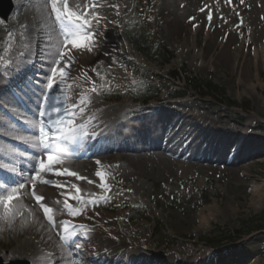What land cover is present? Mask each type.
Here are the masks:
<instances>
[{
  "label": "bare ground",
  "instance_id": "obj_1",
  "mask_svg": "<svg viewBox=\"0 0 264 264\" xmlns=\"http://www.w3.org/2000/svg\"><path fill=\"white\" fill-rule=\"evenodd\" d=\"M24 1L15 0V3L23 4ZM120 1L122 0H87V2L96 5L93 8L98 12L92 22L95 25L87 29V31L95 33L91 51L82 47H74L71 43L61 47L65 43L63 37L68 28L62 30L61 22L55 19V13L51 12L50 6L41 7V0L33 1L32 5L36 6V11L31 12L32 7L29 5L26 15L21 13V22L14 25L12 31L10 30L12 42L7 56L15 61L16 67L15 73L10 69L6 74L0 71V103H2L0 108V138L2 139H0L2 142L0 195L13 191L12 188L17 185L30 182L33 192L44 197L41 203L51 205L54 210V218L62 217L55 220L54 226V229L60 227L62 236L59 235L60 238L57 239L50 232L52 230H45V223L48 226L49 223L46 221L43 208H38L40 203L32 194L24 192L22 196L10 202L9 206L18 208L20 212L11 227L7 221L0 220L1 232L4 229L13 230L14 228L17 237H20L21 233L25 236L23 239L15 241L13 248L8 253L0 252L3 260L28 258L30 264H176L177 261H180L179 264H216L224 262L236 254V252L229 251L224 256H220L214 248L199 243L197 246L187 249L186 252L179 247L175 248L169 257L162 259L157 252L153 254L141 252L147 243V239L144 240L146 235L140 240L136 237L138 232L135 236L130 233V228L123 222L125 217L128 218V215L122 212L111 214L102 210H89L80 218L73 219L69 209L63 205L64 202L75 203V210L77 204L83 205V202L93 204L98 196L103 200L113 196L115 191L112 186L116 177L111 179V173H116L115 168L119 161L131 165L126 167V171L129 174H135L138 181L145 175L147 166L158 164L161 165V169L172 170L174 166L185 165L183 161L162 155L161 147L148 146V140L158 138L156 130L163 129L164 138L170 143L181 144L183 147L187 142L183 148L185 154L190 153V159H194L200 168L212 171L220 170L218 164L223 160V149L231 144L226 137L227 134L224 137L220 135L221 131L217 126L220 119L198 107H192L189 99L147 105L137 111L142 116L130 120L127 128H118L125 118L123 113L126 111L128 99L118 103L109 101L100 92V84L95 79L93 65L100 63L107 54L110 61L116 63L115 61L119 60L123 63L119 54L121 48L119 44L117 45L118 41L113 42L114 31L111 28L116 29V27L110 22L118 15L112 14V18L108 13L111 4L117 7ZM250 2L255 7L254 17L264 27V0H250ZM61 5L62 0H58L57 6ZM128 6L129 4L126 3V7ZM170 8L172 7L170 6L166 10L169 11ZM157 11L161 10L157 9ZM64 23L69 24L68 21H64ZM176 28L178 36L181 38L180 46H183L185 51L188 50L190 62L193 63L196 58L201 60L205 51L203 47L198 46L199 26L187 30V25L183 29L175 25L174 29ZM214 31L210 29V40L217 42V37L211 35L214 34ZM208 36L206 34L203 40H207ZM105 38H112V40L107 44L104 42ZM84 43L87 44L88 41H84ZM218 44L221 45L223 42ZM24 45H28V47L25 48ZM257 46L254 64L261 57L264 65V45ZM18 48L27 55L25 59L17 57ZM80 49H83L81 54L79 53ZM94 50H98L99 57L94 55ZM61 51L65 53L63 59H60L58 55ZM237 57L238 55L236 59ZM208 58L209 61L205 60L204 66L216 64L222 67L228 61L229 51L223 52L217 58L211 55ZM58 59H60V64L56 65L55 61ZM4 62L2 63L4 64ZM61 67L67 73L64 78L59 76ZM120 67L119 64L115 67L118 73H121ZM53 69H56L53 88L45 89L43 92L46 76H51ZM9 74L13 75L11 81L7 80ZM255 77H260L258 72L255 73ZM117 81L121 82L122 79L118 78ZM63 82H65V87L60 88ZM250 85L251 89L257 90L258 85L255 82ZM43 94L46 95V98L42 97ZM53 104L61 108L59 119L63 120L66 125L68 121L74 122L72 125H68V127L75 128L74 133H68L67 127L64 131L68 136L75 135L76 143H70L67 138L59 140L52 138V124L58 118L57 114L41 115V113L46 112ZM160 105H162L161 108H158ZM172 106L174 107L170 108ZM1 111L6 113L9 118ZM10 117L18 119V123L15 124ZM82 117L86 118L85 123L81 122ZM259 118L257 114L247 117L246 123L241 129V136H236L238 143L249 139L251 136L249 132ZM222 124L224 125V123ZM41 128L45 133H48L49 147L56 155L67 154L74 159L61 157L62 162L54 164L53 171L41 172L39 178L36 176L33 178V173H30L31 167L35 168L34 164L39 163L40 159L47 162L46 151L42 146L36 147L34 143H25L19 137H31L35 141L41 135ZM220 129H223V126ZM192 130L189 137L188 133ZM195 132L196 137L193 139L192 136ZM263 142L264 138L260 139L259 143ZM63 145L68 147L66 151L63 149L61 151L60 147ZM232 152L233 150L224 163H227L225 170L233 174L232 167L238 166L240 162L239 157L231 158ZM198 153L199 156H197ZM38 165L37 167H39ZM250 167L248 165L247 168L242 169L243 174H246ZM67 172H75L78 175H68ZM97 172L103 175L97 176ZM56 173L65 174L58 175ZM124 173L125 171H123ZM47 174H50L49 179L45 178ZM42 180L50 181V183H42ZM33 183L35 188H33ZM77 187L80 189L79 193L76 192ZM251 193L250 206L260 207L264 199L263 184L254 186ZM77 195L82 200L73 199ZM203 212V210L200 211V214ZM211 219V215L207 218L201 217L207 229L211 226ZM65 225L68 229L67 232ZM134 230L140 232L137 228ZM43 231H45L44 236H42ZM30 233H34V235L31 236ZM69 233H74V235H71L65 242L62 237L69 236ZM38 235H41L47 244L43 243V239L41 243V237ZM114 236L123 238L120 247L114 246L115 241L112 240ZM240 264H259V260L250 263L248 258Z\"/></svg>",
  "mask_w": 264,
  "mask_h": 264
},
{
  "label": "rangeland",
  "instance_id": "obj_2",
  "mask_svg": "<svg viewBox=\"0 0 264 264\" xmlns=\"http://www.w3.org/2000/svg\"><path fill=\"white\" fill-rule=\"evenodd\" d=\"M33 1L35 0H25L23 4H18L8 21L0 19V61L5 59L12 42V37L5 31L7 25L12 28L19 24L22 20L21 13L26 15L29 5L32 7L31 12L36 11V6L32 5ZM143 2L144 8L140 10L135 9V0H122L117 8L111 5L109 17H112V14L118 15L116 18L112 17L110 21L111 23L113 21L116 27L112 29L114 31L113 42L116 40L120 45L125 46V50L124 47H120L119 51L124 65L116 61L117 64H121V73L115 70L117 64L108 59H103L99 64L93 65L95 79L100 84V92L113 102L128 98L126 106L129 112L136 117L139 115L137 111L146 106L134 102L135 99L141 98L144 85L150 84L163 88L160 98L150 101L147 105L179 101L182 98H172L173 94L184 91L183 98L191 100L192 107H198L224 123L225 126L220 122L217 126L221 131L220 135L224 137L227 134L226 137L231 144L223 149L224 157L218 164L220 170L212 171L196 165L194 159H190V153L185 154L184 146L182 147L181 144L168 142L164 138L163 129L156 130L158 138L148 140V146L161 147L162 155L183 161L185 165L174 166L172 170L161 169V165L158 164L147 166L145 175L138 181L135 174L127 173L126 167L129 164L119 161L114 182L115 195L108 200H103L98 196L96 202L91 205L87 202L77 205L81 210L80 214L72 215V217L73 219L80 218L89 210H102L111 214L122 212L129 215V219L125 217L123 222L130 228V233L135 236L138 232L136 237L140 239L146 235L148 240L143 251L150 254L157 252L161 257L169 255L175 248L179 247L186 252L187 249L193 247L192 244H205L208 241V245L217 249L221 256L229 251L236 252L231 258L217 264H240L248 258L250 263L259 259V264H264V230L254 232L249 239L246 237L241 241H231V232L236 229L246 230L264 225V200L261 208L250 206L252 187L264 182V142L259 143L260 139L264 138V65L261 57L254 64L255 49L259 43L264 44V27L254 17L255 7L250 0H143ZM126 3L129 4L128 7ZM68 5L70 10L85 14V18L91 22L92 27L95 25L92 22L98 12L93 9L92 3L87 0H68ZM169 5L172 8L168 11L166 8L170 7ZM197 24L200 27L198 46L203 47L205 52L201 60L196 58L191 63L188 53H184L183 46H180L181 38L174 26L183 29L187 25L188 30ZM210 29L215 30L211 35L217 37V42L210 40ZM206 34L209 35L208 39L203 40ZM158 40H160V45L164 44L166 49L174 51L175 58L172 62L183 72L181 79L175 80L170 77L171 67L164 63L162 49L159 54L150 49ZM219 42L223 44L219 45ZM140 48L147 50L148 55L154 57L147 56L139 50ZM18 51L21 49L18 48L16 51L19 56ZM177 51L181 54L179 57ZM227 51H229V58L225 66L219 67L216 64L204 66L205 60L209 61L208 56L217 58ZM82 52L83 49H80L79 53ZM94 55L100 56L98 50H94ZM4 61L9 65L15 63L12 59ZM130 64L135 66L136 70L131 69ZM257 72L260 74L259 78L255 77ZM140 73H146L147 79L139 75ZM48 76L44 81L43 92L45 89L48 90L49 79L50 81L53 79V75ZM118 78L122 81L118 82ZM188 78L217 85L221 92L226 93V96L220 92L215 94L214 97L219 101L222 99L221 102L230 99L242 103L248 99L251 112L246 114L239 107H228L213 98H201L195 90L194 83L192 87L188 86ZM254 82L258 85L257 91L251 89L250 84ZM125 86L127 89L124 88ZM62 87H65V82L60 86ZM45 96L43 94L42 97ZM132 114L126 113L125 116L130 118ZM253 114L259 115L260 118L254 123L249 139L242 144L240 163L232 167L234 169L232 174L225 170L227 163L224 162L234 145V136L241 131L247 117ZM81 121L85 123L86 118L82 117ZM222 126L223 129H220ZM1 143L0 141V149H2ZM25 151L28 152V150ZM64 158L74 159L66 156ZM248 165L251 167L247 169L246 174H243L242 169L247 168ZM33 168L34 166L31 167V174L34 171ZM123 171H125L124 174ZM45 178L49 179L50 174L45 175ZM205 188L208 189L207 202L201 194ZM12 189L15 190L17 198L24 192L32 194L28 181ZM40 204L38 208H42ZM129 205L133 206L131 211L129 208V210L125 209ZM202 210L204 213L200 214ZM210 215L212 216L211 226L207 229L201 217ZM159 223L157 236L153 235L154 227ZM45 224V230H52L50 232L57 239L60 238V230L52 228L50 224V227L47 223ZM136 228L140 232L134 230ZM1 231L0 227L1 253L8 252L13 248L15 241L25 237L22 233L20 237H17L16 232L12 230L5 237ZM30 234L34 235V233ZM44 235L45 231L42 236ZM38 236L41 237V243L44 241L43 243L47 244L41 235ZM219 241L224 246L220 247L222 244H218ZM16 259L26 260V258ZM3 262L8 264L10 261Z\"/></svg>",
  "mask_w": 264,
  "mask_h": 264
},
{
  "label": "snow or ice",
  "instance_id": "obj_3",
  "mask_svg": "<svg viewBox=\"0 0 264 264\" xmlns=\"http://www.w3.org/2000/svg\"><path fill=\"white\" fill-rule=\"evenodd\" d=\"M58 0H41V7L47 8L50 6L51 12L55 13V19L58 22H61V28L64 30L65 28H68V31L65 32V43L61 45V47L66 46L67 44L71 43L74 47H82L86 48L87 50L91 51V46L93 43V37L95 36V33L87 31V29L91 28V22L85 18V14H78L76 11H72L69 9L68 0H62V6H57ZM95 7L96 5H92ZM64 21H68L69 24H65ZM70 25V28H69ZM9 36L11 37L12 34L9 33ZM84 41H88L87 44L84 43ZM25 48L28 47V45H24ZM23 56V53L20 54ZM60 59H63L65 56L64 52L58 53ZM60 59L55 61L56 65L60 64ZM10 63V62H9ZM53 77L56 75V69H53L52 73ZM67 75V73L64 71V68H59V76L61 78H64ZM55 81L50 82L47 85L48 89L53 88V84ZM95 91V89H93ZM59 103V102H57ZM64 111H67V109H64ZM61 112V108L56 106V104L51 105L46 112L41 113V115H51L52 113L57 114V119L52 124V138L54 139H69L70 143H76L77 137L75 135L68 136L67 133H65L64 129L67 127L68 133H74L75 128L74 127H68V125H72L74 122L68 121L67 125L65 122L61 119H59V113ZM19 139H22L25 143H34V146L36 147H43L47 154V162H45L44 159L39 160V169L36 174V178L40 177L41 172H51L53 171L54 164L61 163L62 158L54 153L49 147V135L48 133H45L43 128H41V135L39 138H36L35 141H33V138L31 137H19ZM58 175L65 174V173H56ZM68 175L77 176L78 174L75 172H67ZM103 174L100 172H97V176H102ZM79 179H85L84 177H78ZM42 183H50V181L42 180ZM91 183V181H89ZM33 188H35V184L33 183ZM76 192L79 193L80 189L77 187ZM35 196V199L37 202H41L44 200V197L41 195H36L35 192L32 193ZM17 195L15 190L8 192L6 195H0V220L7 221L9 227L14 223L15 218L18 214H20L18 208L10 207V202L13 199H16ZM73 199L76 200H82L80 196H74ZM40 207L43 208L44 214L47 216L49 222L55 226L54 217H53V209L51 207H47L44 204H40ZM65 207L69 209L71 214L73 216L80 214V209L73 210L70 205L65 202ZM67 226L65 225V231L67 232ZM71 235H74V233H69V236L62 237V239L67 242L69 237Z\"/></svg>",
  "mask_w": 264,
  "mask_h": 264
},
{
  "label": "trees",
  "instance_id": "obj_4",
  "mask_svg": "<svg viewBox=\"0 0 264 264\" xmlns=\"http://www.w3.org/2000/svg\"><path fill=\"white\" fill-rule=\"evenodd\" d=\"M160 49H162L161 52H162V55L164 56L165 59L170 57V56H167L166 54H169V55L172 56L171 52H169L164 46H162V45H160V44L157 43V44H156L155 51H156V52H160ZM165 50H166V51H165ZM145 53H146V52H145ZM148 53H149V52H148ZM164 53H165V55H164ZM146 54H147V53H146ZM147 55H148V54H147ZM177 72H178L177 69H174V70H173V73H177ZM196 85H197V87H198L199 89H201V90H203V92H205V89H204L205 85H204V84L197 82ZM206 86H207L206 89L209 90L208 92H211V91H216V92H217V91H218V87H216L215 85H213V84H211V83H207ZM156 95H157V92L155 91V93H152V94L146 96V97L144 98V101H147L150 97H152V96H156ZM260 226H262V225H260Z\"/></svg>",
  "mask_w": 264,
  "mask_h": 264
},
{
  "label": "water",
  "instance_id": "obj_5",
  "mask_svg": "<svg viewBox=\"0 0 264 264\" xmlns=\"http://www.w3.org/2000/svg\"><path fill=\"white\" fill-rule=\"evenodd\" d=\"M3 1H6L8 3V7L7 8H4L2 3ZM12 9V3H11V0H0V12L3 16H6L9 14V12L11 11Z\"/></svg>",
  "mask_w": 264,
  "mask_h": 264
}]
</instances>
